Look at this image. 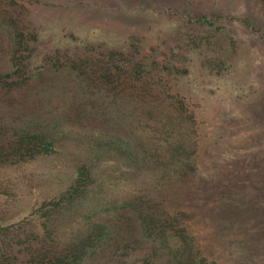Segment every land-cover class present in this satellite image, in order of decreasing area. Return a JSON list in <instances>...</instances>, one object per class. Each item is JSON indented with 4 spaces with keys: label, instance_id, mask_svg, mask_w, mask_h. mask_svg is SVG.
I'll use <instances>...</instances> for the list:
<instances>
[{
    "label": "trees",
    "instance_id": "trees-1",
    "mask_svg": "<svg viewBox=\"0 0 264 264\" xmlns=\"http://www.w3.org/2000/svg\"><path fill=\"white\" fill-rule=\"evenodd\" d=\"M215 18L186 17L206 26ZM241 23L263 40L249 18ZM58 29L57 20L0 0L3 162L61 150L66 133L80 145L81 161L67 188L38 206L44 241L26 254L25 264H137L111 256L109 243L114 249L117 240L142 252L140 264H215L185 229L190 216L179 210L196 190L209 187L214 192L215 186L231 183L229 173L219 174L223 159L217 158L218 138L204 144L201 134L192 131L194 111L187 101L199 83L169 59L157 61L154 51L139 55L131 45L132 50H125L79 41L71 46L57 39ZM44 91L54 93L55 104L73 98L72 112L46 110L39 115L38 96ZM216 134L220 138L221 130ZM263 149L255 166L264 175ZM110 159L126 177L138 179L131 180L132 194L118 198L93 184L94 168ZM256 205L258 218H264V205ZM10 234V224H0V252H8ZM14 261L0 254V264Z\"/></svg>",
    "mask_w": 264,
    "mask_h": 264
},
{
    "label": "rangeland",
    "instance_id": "rangeland-1",
    "mask_svg": "<svg viewBox=\"0 0 264 264\" xmlns=\"http://www.w3.org/2000/svg\"><path fill=\"white\" fill-rule=\"evenodd\" d=\"M12 1L29 14L34 12L47 21L57 20V39L63 44L72 46L75 45L72 41H79L78 44L125 50H132L133 46L139 55L154 51L157 61L169 59L187 69L192 81L199 83L195 88L198 94L194 90L187 101L194 111L192 131L194 135L201 134L204 144L209 138H218L217 158L223 159L219 174L224 177L229 173L231 183L226 187L215 186L214 192L209 187L196 190L193 198L179 208L190 216L183 225L215 264H264V218L256 214L260 211L256 204L264 205V175L255 166L259 149L264 145V2ZM190 14L216 18L210 26L198 25L186 19ZM245 18L263 32V40L241 23ZM53 95L44 91L38 96L39 115L46 110L64 115L72 112L76 103L73 98L55 104ZM220 130L219 138L216 132ZM66 141L61 150L24 155L15 163H4V155L0 156V224L11 226V234L5 240L8 252L0 254L13 257L16 264H25L26 254L34 253L35 244L44 241L39 204L67 188L81 161L77 155L80 145L72 141L69 133ZM94 171L93 184L107 188L118 198L132 194L131 180H138L126 177L111 159L99 163ZM222 181L227 184L229 180ZM232 203L234 207L226 206ZM210 209L214 212L209 214ZM117 241L115 250L113 242L109 243L111 256L135 259L140 264L142 252Z\"/></svg>",
    "mask_w": 264,
    "mask_h": 264
}]
</instances>
